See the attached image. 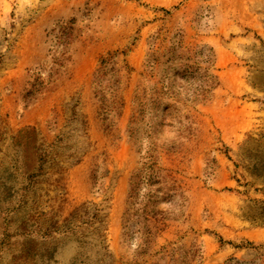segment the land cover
Masks as SVG:
<instances>
[{
  "label": "rangeland",
  "instance_id": "374dc122",
  "mask_svg": "<svg viewBox=\"0 0 264 264\" xmlns=\"http://www.w3.org/2000/svg\"><path fill=\"white\" fill-rule=\"evenodd\" d=\"M0 264H264V0H0Z\"/></svg>",
  "mask_w": 264,
  "mask_h": 264
}]
</instances>
